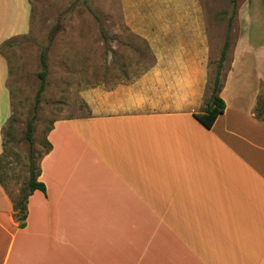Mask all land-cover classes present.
I'll use <instances>...</instances> for the list:
<instances>
[{"label":"crops","instance_id":"crops-1","mask_svg":"<svg viewBox=\"0 0 264 264\" xmlns=\"http://www.w3.org/2000/svg\"><path fill=\"white\" fill-rule=\"evenodd\" d=\"M30 13L29 0H0V45L28 33ZM172 28L147 30L148 68L89 88L88 114L53 122L46 193L28 197L24 227L0 185V264H264L260 88L246 108L229 102L233 59L224 111L205 127L193 114L210 98L207 48ZM7 74L0 53V129Z\"/></svg>","mask_w":264,"mask_h":264},{"label":"rangeland","instance_id":"rangeland-1","mask_svg":"<svg viewBox=\"0 0 264 264\" xmlns=\"http://www.w3.org/2000/svg\"><path fill=\"white\" fill-rule=\"evenodd\" d=\"M29 4L28 33L12 37L10 46L0 45L8 62V110L1 104L0 155L6 152L4 159L10 161H3L0 171L5 173L11 196L18 194L26 180L29 147L23 132L33 113L43 51L47 83L34 123L36 164L53 121L88 114L84 95L89 88L132 78L152 64L154 56L145 35L155 27H178V32L169 34H180L184 46L190 40L207 48L209 89L228 38L221 75L225 76L234 59L226 92L229 102L246 108L249 95L260 88L255 105L261 104L264 112V83L260 87L264 79V0H236L233 14L231 0H29ZM190 27H203L206 31L198 33L205 37L191 40ZM11 116L10 137L17 141L11 140L6 149L3 128Z\"/></svg>","mask_w":264,"mask_h":264},{"label":"trees","instance_id":"trees-1","mask_svg":"<svg viewBox=\"0 0 264 264\" xmlns=\"http://www.w3.org/2000/svg\"><path fill=\"white\" fill-rule=\"evenodd\" d=\"M235 1L236 0H231V3L233 5V11L232 14L235 12ZM232 17V16H231ZM231 17L228 21L227 25V31L230 30L231 26ZM55 29L58 28L59 24L56 25ZM54 29V30H55ZM53 30V31H54ZM102 31V29H101ZM12 44V37L5 40L1 45H6L10 46ZM228 47V38H226L225 43L223 45V48L220 52V56L218 59V69L216 71V74L212 80V84L210 87V98L209 102L207 105L197 113H194L193 115L195 118L203 124L205 127L210 128L214 122V120L217 118L219 114H221L224 111L225 108V101L222 99L220 96V91L222 87V75H221V67L222 64L224 63L226 59V50ZM45 52L43 51L40 54V64H41V70L37 73L38 78L40 80L38 89L36 91L35 95V101L33 105V113L31 117L28 119L25 125V130L23 132V139L28 143L29 147V153H28V162L26 164V180L24 185L19 189V192L17 195L11 196V191H9L6 187V181H5V173L0 171V184L4 188V190L9 194L11 197L12 201V216L17 221L18 227H24L26 224V218H27V202H28V197L32 194L34 190H40L43 193H46V187L43 181L39 180L38 177L40 175V166H39V161L40 158L43 156V154L47 153L51 149L50 143L47 141L46 136H45V142H44V150L42 153L39 155V161L36 164L35 162V157L33 155V144H34V137H33V132H34V123L36 121V112L38 109V106L41 101V96L42 93L45 89L46 86V74H47V61L45 57ZM262 106L258 107L255 105V115L257 117H262L263 111L261 110ZM14 122V117H9L7 124L3 128V147L4 148H10L9 143L12 140L10 137L11 132L10 130L12 129V125ZM54 122V121H53ZM52 128L49 126L47 132ZM46 132V133H47ZM16 142L17 140H12V142ZM10 150V149H9ZM6 152L0 155V167L1 163L5 161V156ZM9 163L10 161H5Z\"/></svg>","mask_w":264,"mask_h":264}]
</instances>
